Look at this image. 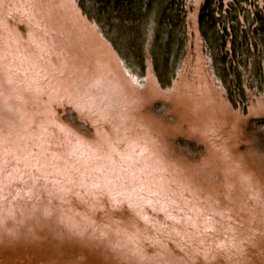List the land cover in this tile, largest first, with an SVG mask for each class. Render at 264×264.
I'll use <instances>...</instances> for the list:
<instances>
[{"label": "rangeland", "instance_id": "obj_1", "mask_svg": "<svg viewBox=\"0 0 264 264\" xmlns=\"http://www.w3.org/2000/svg\"><path fill=\"white\" fill-rule=\"evenodd\" d=\"M200 2L162 87L75 0H0V264H264V97L229 103Z\"/></svg>", "mask_w": 264, "mask_h": 264}, {"label": "trees", "instance_id": "obj_2", "mask_svg": "<svg viewBox=\"0 0 264 264\" xmlns=\"http://www.w3.org/2000/svg\"><path fill=\"white\" fill-rule=\"evenodd\" d=\"M75 1L129 75L142 82L149 62L160 86L172 83L187 52L191 0ZM196 28L212 74L245 113L264 97V0H201ZM249 127L264 132V117Z\"/></svg>", "mask_w": 264, "mask_h": 264}]
</instances>
